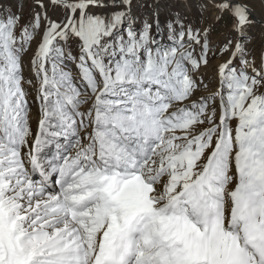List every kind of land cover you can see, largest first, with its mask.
<instances>
[{
	"label": "snow or ice",
	"instance_id": "6c2138e0",
	"mask_svg": "<svg viewBox=\"0 0 264 264\" xmlns=\"http://www.w3.org/2000/svg\"><path fill=\"white\" fill-rule=\"evenodd\" d=\"M200 6L0 0V264H264V0Z\"/></svg>",
	"mask_w": 264,
	"mask_h": 264
},
{
	"label": "rangeland",
	"instance_id": "374dc122",
	"mask_svg": "<svg viewBox=\"0 0 264 264\" xmlns=\"http://www.w3.org/2000/svg\"><path fill=\"white\" fill-rule=\"evenodd\" d=\"M141 5L152 3L153 0H138ZM5 7H10L13 11L17 10V5L20 6V12L23 16L29 14V9L32 0H3ZM201 0H159V11L161 20L163 21L170 13H180L186 23L191 22L195 27L204 28L211 24L212 17L206 9H202ZM154 8L140 7L137 9L139 13H145L146 18L151 20V14ZM257 14L259 15V6H257ZM224 29L218 28L217 31Z\"/></svg>",
	"mask_w": 264,
	"mask_h": 264
}]
</instances>
